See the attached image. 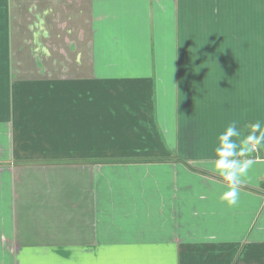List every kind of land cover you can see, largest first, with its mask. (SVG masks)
<instances>
[{
	"label": "crops",
	"instance_id": "obj_1",
	"mask_svg": "<svg viewBox=\"0 0 264 264\" xmlns=\"http://www.w3.org/2000/svg\"><path fill=\"white\" fill-rule=\"evenodd\" d=\"M232 121L264 124V0H0V264H264Z\"/></svg>",
	"mask_w": 264,
	"mask_h": 264
},
{
	"label": "clouds",
	"instance_id": "obj_2",
	"mask_svg": "<svg viewBox=\"0 0 264 264\" xmlns=\"http://www.w3.org/2000/svg\"><path fill=\"white\" fill-rule=\"evenodd\" d=\"M241 131L236 121H232L223 132L218 135V143L214 149L215 168L227 182L229 188L223 193L222 199L229 204L235 205L239 197L240 177L245 174L252 164L251 160L242 159L245 156V148L248 146H264V124L256 122L251 125V131L246 135L243 142L238 138ZM237 139H233V138Z\"/></svg>",
	"mask_w": 264,
	"mask_h": 264
},
{
	"label": "rangeland",
	"instance_id": "obj_3",
	"mask_svg": "<svg viewBox=\"0 0 264 264\" xmlns=\"http://www.w3.org/2000/svg\"><path fill=\"white\" fill-rule=\"evenodd\" d=\"M240 1V3H241V1L242 0H239ZM25 163H29V164H35V163H39L40 164V162H25ZM14 165V164H13ZM23 165H25V164H23ZM7 166V164H3V163H0V171L2 172L3 171V168H5ZM15 166H16V164H15ZM12 167V166H11ZM3 173V172H2ZM2 198H1V196H0V210H4V212L5 211H7V210H9L10 209V206H13V205H10L9 204V202H5V201H2L1 200ZM9 208H8V207ZM6 214L8 213V212H5ZM1 221H2V219H1ZM11 221V219H5V223H4V225H8V226H11V224H12V222H10ZM13 227V226H12ZM8 241H16V239H12V240H10V239H7V242ZM11 248H10V257H12V256H14L13 254H16L17 252H18V247H13V246H16L15 244H12L11 243ZM12 259V258H11Z\"/></svg>",
	"mask_w": 264,
	"mask_h": 264
}]
</instances>
